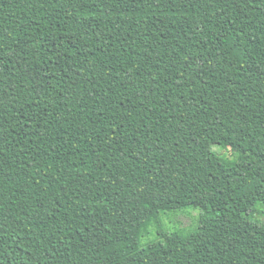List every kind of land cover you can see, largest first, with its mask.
<instances>
[{"label":"trees","instance_id":"obj_1","mask_svg":"<svg viewBox=\"0 0 264 264\" xmlns=\"http://www.w3.org/2000/svg\"><path fill=\"white\" fill-rule=\"evenodd\" d=\"M260 202L264 0H0V264H264Z\"/></svg>","mask_w":264,"mask_h":264},{"label":"rangeland","instance_id":"obj_2","mask_svg":"<svg viewBox=\"0 0 264 264\" xmlns=\"http://www.w3.org/2000/svg\"><path fill=\"white\" fill-rule=\"evenodd\" d=\"M217 150L222 149L217 147ZM232 154V153H230ZM81 195L83 196H92L93 192L91 191H81ZM261 211L263 215L259 216L258 212ZM201 210L199 208L187 207L178 211L168 212L162 215V219L159 224H154L147 235H144L141 238L142 244H147L150 241L156 240L159 237L160 229L164 231H175L180 227H188L193 229L196 227L198 223V219L200 216ZM257 218H264V202H260L257 204L256 216ZM161 226V227H160Z\"/></svg>","mask_w":264,"mask_h":264}]
</instances>
